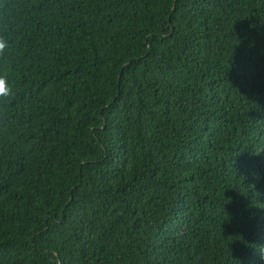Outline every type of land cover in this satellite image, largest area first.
<instances>
[{"label":"trees","instance_id":"obj_1","mask_svg":"<svg viewBox=\"0 0 264 264\" xmlns=\"http://www.w3.org/2000/svg\"><path fill=\"white\" fill-rule=\"evenodd\" d=\"M0 264H264V0H0Z\"/></svg>","mask_w":264,"mask_h":264},{"label":"clouds","instance_id":"obj_2","mask_svg":"<svg viewBox=\"0 0 264 264\" xmlns=\"http://www.w3.org/2000/svg\"><path fill=\"white\" fill-rule=\"evenodd\" d=\"M10 49V41L3 35H0V61L5 60ZM16 89L9 83L8 77L0 72V109H6L15 99ZM257 255L261 261H264V244H259L256 248Z\"/></svg>","mask_w":264,"mask_h":264}]
</instances>
